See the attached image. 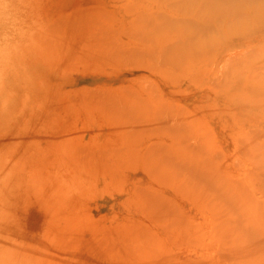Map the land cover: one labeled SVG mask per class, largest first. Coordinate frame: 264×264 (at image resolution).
Wrapping results in <instances>:
<instances>
[{
	"label": "rangeland",
	"instance_id": "rangeland-1",
	"mask_svg": "<svg viewBox=\"0 0 264 264\" xmlns=\"http://www.w3.org/2000/svg\"><path fill=\"white\" fill-rule=\"evenodd\" d=\"M0 264H264V0H0Z\"/></svg>",
	"mask_w": 264,
	"mask_h": 264
},
{
	"label": "clouds",
	"instance_id": "clouds-1",
	"mask_svg": "<svg viewBox=\"0 0 264 264\" xmlns=\"http://www.w3.org/2000/svg\"><path fill=\"white\" fill-rule=\"evenodd\" d=\"M7 6L5 5V8H6Z\"/></svg>",
	"mask_w": 264,
	"mask_h": 264
}]
</instances>
